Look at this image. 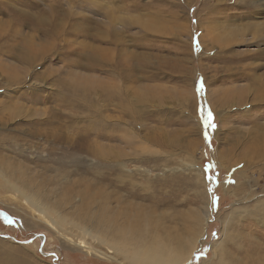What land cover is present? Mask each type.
<instances>
[{"label":"rangeland","instance_id":"374dc122","mask_svg":"<svg viewBox=\"0 0 264 264\" xmlns=\"http://www.w3.org/2000/svg\"><path fill=\"white\" fill-rule=\"evenodd\" d=\"M0 90V264L264 263V0H0Z\"/></svg>","mask_w":264,"mask_h":264},{"label":"bare ground","instance_id":"6f19581e","mask_svg":"<svg viewBox=\"0 0 264 264\" xmlns=\"http://www.w3.org/2000/svg\"><path fill=\"white\" fill-rule=\"evenodd\" d=\"M89 194H91V193H89ZM33 204H36V203L33 202ZM205 207H206V210L204 212L203 211L199 212L200 209H198V210H193V212L191 213V216L194 217V219L197 222H201L202 221L201 219H203L204 221H202V222L204 224H206L205 220H207V218H208V210H207L208 204H205ZM243 211H245V210L243 209ZM124 214H126V213H124ZM200 217H201V219H200ZM128 219H131V220L134 219V224H129V226H119L118 227L119 232H118L117 239L112 241L111 242L112 244H108L109 242L107 241V245H108L109 249L114 250L115 249L114 245L117 244L118 239L121 237L126 239L127 241H131V242L135 241V243H136V240H137L136 237L139 234L143 233L141 230L142 228L141 229L139 228L140 224L142 222L141 217H138L137 215H135V216L129 215ZM192 221H193V219H192ZM51 223H52V221H51ZM150 224H151V222H150ZM199 225L201 226V224H199ZM223 229H225V225H224ZM223 229H222V232H223ZM187 233H189V232H187ZM0 236H3V235L0 234ZM141 236H143V234H141ZM170 236L171 235H169V238H167V239H170ZM155 238H156V240H153L154 243L148 247H145V244H141V245L132 244L134 247L131 248L132 251H131V254H129L130 260H128V261L132 262L133 264H182V262H184V261L187 262L190 259L191 253L193 252L192 250L190 251V249L192 248V246H194V242H195L194 238H196V237L195 236L194 237L193 236H191V237L187 236V239H185V241L183 242L181 237L179 235H177L175 238L178 241L175 242L174 248L177 249L176 245H179V249H177V250L181 254L177 251L176 253L179 255H177L175 257H173V255H171L172 253L174 254V251L172 250V248H170V249L169 248H163L164 242L166 243V241H168V240L161 238L158 235H156ZM119 243H120L119 245H121V247L117 246L116 249L123 252L122 247L125 249V247H127V244H124L120 241H119ZM214 245L215 244H213V246ZM169 246L172 247L173 246L172 243L169 244ZM180 255H182L184 257L183 261H181ZM214 255L216 256V260L218 262L217 264H258V262H259V259L255 258L256 257L255 252L254 253L250 252L248 249L244 252L245 256L243 258L237 257L236 255L229 253L227 248L221 247V246H220L219 250L215 252ZM259 257L261 258V256H259ZM263 258H264V256H263Z\"/></svg>","mask_w":264,"mask_h":264},{"label":"snow or ice","instance_id":"6c2138e0","mask_svg":"<svg viewBox=\"0 0 264 264\" xmlns=\"http://www.w3.org/2000/svg\"><path fill=\"white\" fill-rule=\"evenodd\" d=\"M194 45L195 47L199 48L198 41H194ZM196 83H197V92L200 94H203L205 91V83L203 81V78L199 79ZM0 93H2V90H0ZM198 111L200 113V117H201L202 123L205 128H210V127L215 128L216 127L214 123V116L210 108H205L203 105H201ZM208 167L211 168L212 166L209 165ZM208 179L211 180L212 177H208ZM212 203L213 205H217L218 198L214 196Z\"/></svg>","mask_w":264,"mask_h":264}]
</instances>
